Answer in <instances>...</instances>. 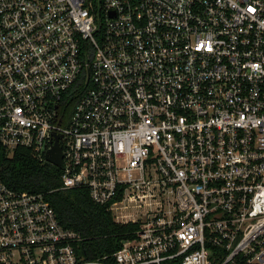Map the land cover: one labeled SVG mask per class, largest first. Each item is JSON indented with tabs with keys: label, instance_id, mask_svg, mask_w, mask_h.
Here are the masks:
<instances>
[{
	"label": "built area",
	"instance_id": "2783aa9c",
	"mask_svg": "<svg viewBox=\"0 0 264 264\" xmlns=\"http://www.w3.org/2000/svg\"><path fill=\"white\" fill-rule=\"evenodd\" d=\"M55 145L134 238L85 261L0 180V264H264V0H0V147Z\"/></svg>",
	"mask_w": 264,
	"mask_h": 264
},
{
	"label": "trees",
	"instance_id": "16d2710c",
	"mask_svg": "<svg viewBox=\"0 0 264 264\" xmlns=\"http://www.w3.org/2000/svg\"><path fill=\"white\" fill-rule=\"evenodd\" d=\"M88 84L83 74L64 95L61 108L69 113L78 103ZM61 171L41 163L29 150L9 154L0 147V180L16 191L43 194L55 211L59 224L80 237L78 255L85 261H98L116 253L122 242L134 238L135 224L116 223L104 206L92 203L83 189L62 190Z\"/></svg>",
	"mask_w": 264,
	"mask_h": 264
},
{
	"label": "water",
	"instance_id": "95a60500",
	"mask_svg": "<svg viewBox=\"0 0 264 264\" xmlns=\"http://www.w3.org/2000/svg\"><path fill=\"white\" fill-rule=\"evenodd\" d=\"M62 154L60 149L55 145L53 149L46 156V161L52 166L62 169Z\"/></svg>",
	"mask_w": 264,
	"mask_h": 264
}]
</instances>
